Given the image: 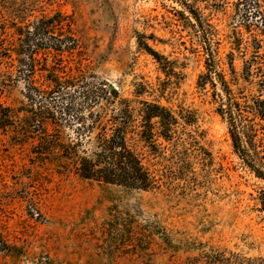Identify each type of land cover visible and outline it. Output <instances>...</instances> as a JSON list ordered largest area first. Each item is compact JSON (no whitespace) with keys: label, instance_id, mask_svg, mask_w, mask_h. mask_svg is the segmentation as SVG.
<instances>
[{"label":"rangeland","instance_id":"obj_1","mask_svg":"<svg viewBox=\"0 0 264 264\" xmlns=\"http://www.w3.org/2000/svg\"><path fill=\"white\" fill-rule=\"evenodd\" d=\"M235 2L0 0V264H264V121L244 107L260 93ZM209 51L241 105L244 152L220 88L199 85ZM144 103L173 115L171 138L157 120L140 137ZM79 111L108 125L128 113L156 186L78 177L59 155L77 140V156L93 150Z\"/></svg>","mask_w":264,"mask_h":264},{"label":"trees","instance_id":"obj_2","mask_svg":"<svg viewBox=\"0 0 264 264\" xmlns=\"http://www.w3.org/2000/svg\"><path fill=\"white\" fill-rule=\"evenodd\" d=\"M235 6L240 17V26L246 28L252 34V48L255 50L252 55L250 67H254V77L258 80L259 95L251 101L245 103L244 107L250 109L261 121H264V0H236ZM189 13L199 26H202L201 17L197 12L189 9ZM147 51L154 58L159 56L147 47ZM261 51V52H260ZM206 73L200 76L199 85L204 86L209 83L211 88L218 86L220 92H214L217 99V114L227 117L230 127H232L231 138L237 150L241 144V137L238 133L239 119L236 114H240L241 105L237 101L224 75L217 72L213 64V56L209 51L207 54ZM245 75L250 73L246 69ZM215 79H214V78ZM103 96V95H102ZM100 96V99L102 98ZM115 97L114 95L112 96ZM99 96L89 100V104H97ZM117 99V97H115ZM90 107V105H88ZM145 110L139 115L141 127L139 135L147 142L153 138V120L159 126V136L163 140L172 137V129L176 124V119L165 108L151 103H144ZM67 112L69 111L66 108ZM131 116L128 113L121 116L113 115L108 120L110 124L102 123V116L99 113L88 111L87 114L78 112L74 120L81 123L80 129L84 136V145H92L93 150L82 149V156H77L78 147L82 146L80 141L69 142L66 149L60 151V155L65 157L67 163L73 166L74 172L84 180L96 181L105 185H114L130 190L147 191L156 186V179L149 169L144 165L141 158L128 145L127 137L130 134L128 121ZM89 124L87 125V122ZM53 146L59 151L63 146L59 141H55ZM153 146V144H152Z\"/></svg>","mask_w":264,"mask_h":264},{"label":"water","instance_id":"obj_3","mask_svg":"<svg viewBox=\"0 0 264 264\" xmlns=\"http://www.w3.org/2000/svg\"><path fill=\"white\" fill-rule=\"evenodd\" d=\"M111 89H113V87L112 86H109V90H111Z\"/></svg>","mask_w":264,"mask_h":264}]
</instances>
